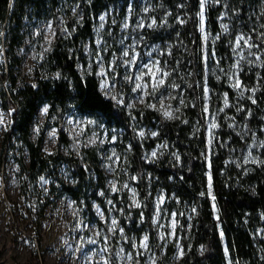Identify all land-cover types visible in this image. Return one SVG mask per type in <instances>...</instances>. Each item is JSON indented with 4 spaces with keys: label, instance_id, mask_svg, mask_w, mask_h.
<instances>
[{
    "label": "rangeland",
    "instance_id": "obj_1",
    "mask_svg": "<svg viewBox=\"0 0 264 264\" xmlns=\"http://www.w3.org/2000/svg\"><path fill=\"white\" fill-rule=\"evenodd\" d=\"M11 5L10 1L6 19L0 23V71L5 70V36L13 29V21L9 20ZM199 12L200 7L196 13L197 31L203 44L210 48V57L215 53L212 46L221 36L223 47L226 49L222 62L215 53L206 66L207 75L221 86L220 90L216 92L207 84H203L201 88L207 144L212 145L215 142L217 130L222 123L242 144L240 149L227 145V141L224 142V147L229 150L227 163L241 166L244 170L253 166L261 168L264 165L261 163L264 161V147H261L264 143V108L252 102L257 87L255 83L249 85L246 78L251 77V73L257 75L264 70V37L261 36L258 21L255 19L246 26L243 21L236 20L224 11L217 18V32H210L205 22L208 40L204 41V34L200 31ZM81 14L75 0L60 4L53 14L43 19H36L27 14L17 32L21 36V45L15 53L21 58L20 65L17 69L14 68L13 74L6 81L0 77V92L1 89L8 92L11 78L16 80V85L29 83L33 68L49 50L54 37L68 34L69 24L71 29L80 25ZM101 16L104 17L103 20L100 19ZM153 20L156 24L152 28L147 27ZM180 20L184 21L182 14L172 16L169 11L162 9L156 0H130L123 9L118 5L110 6L93 20L92 39L82 44L79 53L77 47L73 54L69 49L75 60V70L81 77L86 74L97 76L102 95L117 103L120 101L119 104H123L127 110L148 109L169 119L163 115L167 110L171 111L174 117L169 120L185 123V109L193 107L188 90L192 68L180 60L177 52L178 49L184 51L178 33L175 32L181 24L178 22ZM141 23L144 27L139 26ZM125 24L128 25L127 28L124 27ZM222 25H227V32L223 30ZM159 27L168 31L170 36L163 41L152 40L146 36V31ZM240 35L246 39L250 37L249 42L258 47L246 48L241 41V48L233 52L236 38ZM125 50L129 51V57H123ZM241 50L244 59H240L238 54ZM249 52L252 55H249ZM132 56H136V63L126 71L124 61ZM256 56H260L259 61ZM155 60H159L161 66L167 62L169 71L178 69L169 79L174 80L182 89L181 92L169 88L167 91L177 98H165L164 107H161L159 92L156 97L144 96V102L141 103L138 97L143 95V91L134 92L135 83L126 78L138 75L139 71L144 70L142 65ZM237 60L240 62L239 70L234 67ZM113 61L118 67H113ZM102 67L106 77L99 74ZM233 73L241 83L239 90L232 87L235 78L229 79ZM49 77L57 78L58 74L54 73ZM147 79L148 77H145V80ZM104 82H107L110 91L101 87ZM205 86L209 89L206 99ZM241 90L243 96L240 95ZM252 90H255L254 93ZM225 94L229 105L226 108ZM150 105H155V108ZM45 108L48 109V105L41 104L36 111L30 129V139L35 141L41 138L42 154L70 155L83 167H86V152L93 153L99 164L103 182L98 183L88 169L87 174L89 178H93L92 182L80 199L75 201L60 188V183L75 185L71 170L64 164L48 168L47 172L29 181L19 169L20 161L23 164L28 162L26 150L16 137L3 140L8 112L3 108L0 99V264H100L99 249L105 246L109 248V252L103 255L109 258L110 264H153V261L156 264L159 256L167 251L172 252L171 257L174 260L179 259L183 253V232L174 209L187 211L191 208L177 203L176 200L172 201V195L166 193L158 178L148 172L140 185L138 176L130 170V145L122 130L106 128L97 118L81 114L72 107L64 108L60 117L54 114L48 116ZM213 117L218 126L210 129L209 123L213 122ZM199 128L198 121L194 119L191 135ZM59 129H62L66 137V144L58 141ZM133 129L141 141L152 140V146L143 151L145 162L155 163L162 157L165 160L179 161L172 146L158 138L154 128L133 123ZM141 132L144 133L143 137L139 135ZM153 133L156 135H152ZM153 152L157 153L155 157L152 156ZM52 171L55 172V178L50 174ZM42 177L46 183L41 181ZM140 187H144V194L141 193ZM146 199L151 203V227L155 233L153 241L149 240L148 231L143 229L142 225ZM135 211L139 216L132 227L129 216L134 215ZM113 219L116 220V225H112ZM260 220L262 224L255 229L252 237L264 246V214L260 215ZM112 228L116 231H110ZM121 228L123 233L120 232ZM161 233L164 234V239H161ZM146 235L147 250L138 247ZM106 237L107 245L104 242ZM92 240L96 243H91ZM121 248L124 253L117 256L116 253ZM129 253L131 260L126 258Z\"/></svg>",
    "mask_w": 264,
    "mask_h": 264
},
{
    "label": "trees",
    "instance_id": "obj_2",
    "mask_svg": "<svg viewBox=\"0 0 264 264\" xmlns=\"http://www.w3.org/2000/svg\"><path fill=\"white\" fill-rule=\"evenodd\" d=\"M10 1L12 9L9 20L13 21V29L5 36V70L0 71V77L5 81L21 62L15 50L21 45V36L17 32L24 17L28 14L36 19L46 18L60 4L69 0H0V23L6 19ZM75 1L82 12L80 25L71 29L69 24L68 34L54 37L49 50L33 68L29 83L16 85V80L11 78L8 92L2 89L0 92L2 106L8 112L3 140L16 137L27 152V164L20 161L19 165L22 175L33 181L38 175L47 172L48 168L64 164L71 170L75 185L60 183V188L75 201L80 199L92 182L93 178H89L87 174L88 169L97 182L102 184L103 176L93 153L86 152V167H83L70 155L42 154L41 138L35 141L30 139L31 125L41 104L48 105V116L54 114L57 117L62 115L64 108L72 107L81 114L97 118L106 128L122 130L130 145V170L138 176L140 185L148 172L158 178L166 193L172 195V201L176 200L191 208L187 211L174 209L183 232L181 257L174 260L172 252L167 251L159 256L156 264H264V246L252 237L255 229L262 224L260 215L264 214V165L244 170L241 166L227 163L229 150L224 147V142L240 149L242 144L222 123L212 145L207 144L205 137L201 88L203 84H207L217 92L221 86L206 73V66L212 59L205 61V54L210 57L211 50L203 44L197 31L196 13L200 0H156L172 16H184V23L175 32L184 47L182 52L177 50L180 60L192 68L188 90L193 107L185 109V123L165 119L148 109L127 110L123 104L102 95L97 76L86 74L81 77L77 74L72 54L76 52V47L79 53L82 44L92 39L93 20L110 6L118 5L123 9L130 0ZM224 11L236 20L243 21L246 26L256 19L259 30L264 33V0L208 1L205 6V22L210 32L218 31L217 18ZM146 36L163 41L170 34L159 27L146 31ZM212 47L222 62V57L226 54L222 36ZM54 73L58 74L57 78L49 77ZM246 78L249 85L255 83L257 88L254 99L259 107L264 108V70L257 75L251 73V77ZM254 110L257 111L255 108ZM194 119L198 121L200 128L191 135ZM133 123L154 128L158 138L172 146L179 161L165 160L162 157L155 163L145 162L143 151L152 146V140L141 141L134 132ZM58 141L67 143L62 129L58 130ZM50 174L55 178L54 171ZM209 174L212 178L211 196L208 194ZM143 190L144 187H140L142 194ZM145 204L142 225L148 231L149 240L153 241L155 233L151 227L150 200L146 199ZM138 216L136 211L129 216L132 227Z\"/></svg>",
    "mask_w": 264,
    "mask_h": 264
},
{
    "label": "snow or ice",
    "instance_id": "obj_3",
    "mask_svg": "<svg viewBox=\"0 0 264 264\" xmlns=\"http://www.w3.org/2000/svg\"><path fill=\"white\" fill-rule=\"evenodd\" d=\"M216 2H219V0H216ZM208 3V0H200V12L198 13V16H199V21H200V31L203 35V40L204 41H207L208 40V36L207 34L205 33V6L206 4ZM101 20L104 19L103 16L100 17ZM221 19H223V16H221ZM179 23H184V21L180 20L178 21ZM156 24V21L153 20L152 21V24H149L147 25V27L149 28H152L154 25ZM127 24L124 25L125 28H127ZM140 27H144L143 23H141L139 25ZM101 27H103V25H101ZM222 28L225 32H227V25H222ZM262 37H264V33L261 34ZM217 39L219 38V36L216 37ZM250 37L249 38H245L243 35H240L236 38V42H235V47L233 48V52H236L237 49H240L241 48V41H243V45L244 47L246 48H249L251 49L252 47H258V45H253L251 44L249 41H250ZM99 43V42H98ZM240 55V59H244V56H243V53H242V50L240 53H238ZM249 55H252L251 52H249ZM149 56H151V53H149ZM215 56V53L212 54V57ZM123 57H129V51L125 50L123 52ZM212 57H209L207 56V54H205V61H207L208 59H211ZM256 59L259 61L260 60V56H256ZM136 63V56H132L130 59H127L124 61V64H125V68H126V71L128 70V68L132 65H135ZM113 67H118V65H115V61H113ZM237 70H239L240 68V62L239 60H237L235 66H234ZM142 68L144 70L142 71H139V74L138 75H134V76H127L126 78L130 81V82H133L135 83V88L133 89V91H143V95L138 97L139 101L141 103L144 102V96H153V97H156V94L159 92L160 93V104H161V107H164V99L165 98H171V99H176L177 97L176 96H173L172 95V92H168L167 90L169 88L172 89V91H177V90H180L182 92V89H180V85L176 84L174 82V80H170L169 78L172 77L173 75V72L177 71L178 69H173L172 71H169L167 70L168 68V65H167V62L164 63L163 66H161V62L159 60H155V61H151L149 64H144L142 65ZM110 71L113 70V69H109ZM102 77H106V73L103 69V67L101 68V72L99 73ZM190 75V73H189ZM145 77H148L147 80H145ZM235 78V82L232 84V87L236 88V89H241V83L238 79V77H236V74L233 73V76H230L229 79L230 80H233ZM101 87L104 88V89H108L109 91L111 90L109 88V85L107 84V82H104L101 84ZM150 88V91H148V89ZM253 93L255 90H252ZM165 93H167V95L165 96ZM204 93H205V99L207 98L208 96V93H209V89L205 86L204 87ZM240 95L243 96V91L241 90L240 91ZM251 98V97H250ZM113 99H115V97H113ZM120 101H118L119 103ZM181 104H183V100L180 101ZM253 103H256V101L253 99L252 100ZM151 107L155 108V105H150ZM224 106L225 108L228 107V99H227V94H225V100H224ZM127 107H132V105H127ZM169 108L171 107L170 105L168 106ZM177 111L179 109H176ZM205 112H207V107H205ZM242 110V109H240ZM45 112H47V108L44 109ZM220 111H223V109H220ZM163 115L166 117V118H174L173 117V114L171 111H164ZM213 122H210L209 123V128L210 129H215L218 125L214 122V117L212 118ZM139 135L141 137H143L144 133L141 132L139 133ZM152 135H156V133H153ZM261 147H264V143L261 144ZM157 155L156 152H153L152 153V156L155 157ZM251 155V154H250ZM177 160H179V157L177 156L176 157ZM255 162V161H253ZM261 163H264V161H262ZM134 179V178H133ZM211 175L209 174V177H208V189H209V192L208 194L211 196V188H212V185H211ZM41 181L46 183V181H44V178L42 177L41 178ZM125 187H128V185H125ZM116 188H115V185H113V191H115ZM133 197H135V192H133ZM212 199L214 200L215 197L213 196ZM134 203H135V200H134ZM158 204H159V201H158ZM137 206H139V204H137ZM213 207H215V205H213ZM97 211L99 212V209H97ZM195 211V209H194ZM174 215V214H173ZM101 216H103V213H101ZM112 225H116V220L113 219L112 220ZM174 223V222H173ZM110 231H116L115 228H112L110 229ZM120 232L123 233V229L121 228L120 229ZM161 239H164V234L161 233ZM148 236H144L143 240L140 241L138 247L139 248H143L145 250H147L148 248ZM105 245H107V237L105 238ZM91 243L95 244L96 241L95 240H92ZM227 251V250H226ZM109 252V248L107 246L99 249V253L100 254V257H101V260H100V264H110L109 262V258L105 257L103 255V253H108ZM124 253V249H120L119 252L116 253L117 256H120L121 254ZM97 253H94V255H96ZM128 260H131L132 259V256L131 254L129 253L126 257ZM153 264H154V261H153Z\"/></svg>",
    "mask_w": 264,
    "mask_h": 264
}]
</instances>
